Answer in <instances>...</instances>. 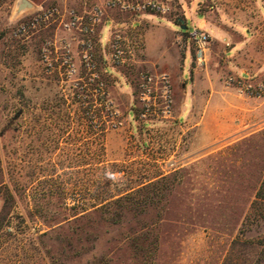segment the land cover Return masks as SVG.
Instances as JSON below:
<instances>
[{"label":"rangeland","instance_id":"1","mask_svg":"<svg viewBox=\"0 0 264 264\" xmlns=\"http://www.w3.org/2000/svg\"><path fill=\"white\" fill-rule=\"evenodd\" d=\"M28 1L19 10V0H0V264H222L237 236L260 241L262 222L240 232L264 180V122H236L240 131L194 152L201 124L180 119L190 32L221 41L197 13L201 0ZM149 1L167 13L122 9ZM50 10L58 13L22 31ZM160 74L170 78L168 113L167 90L153 85L154 100L141 86L142 75ZM222 80L264 98V73ZM163 176L167 189L150 205L116 202ZM261 248L243 251L246 264Z\"/></svg>","mask_w":264,"mask_h":264},{"label":"crops","instance_id":"2","mask_svg":"<svg viewBox=\"0 0 264 264\" xmlns=\"http://www.w3.org/2000/svg\"><path fill=\"white\" fill-rule=\"evenodd\" d=\"M197 13L222 42L210 34L208 62L192 63L193 80L184 91L183 105L187 97L190 103L185 104L186 117L181 113L180 119L201 124L190 143L194 152L240 131L233 127L236 122L238 127L264 122V98L241 95L222 80L227 75L257 79L264 73V0H201Z\"/></svg>","mask_w":264,"mask_h":264},{"label":"built area","instance_id":"3","mask_svg":"<svg viewBox=\"0 0 264 264\" xmlns=\"http://www.w3.org/2000/svg\"><path fill=\"white\" fill-rule=\"evenodd\" d=\"M109 5L116 6L117 4L114 2V0H112ZM122 9L125 11H136V10L156 11V12H161L163 14L167 13L168 11V8H166L165 6L151 1L137 5L124 4L122 5ZM55 11L56 10H50L44 12L39 19H35L34 21H31L28 24L23 25L22 31L26 32V29L28 28H36V25L39 24L40 20L43 22L49 21L50 18H52L56 13H58L57 11L56 12ZM102 15H103V10H101L100 8L95 9L93 16L89 17L86 26L82 30L88 34L93 33L95 25H98L101 22L100 16ZM79 19H83V18H76V20ZM73 24L74 23H72V25ZM190 36L194 43V49H195L193 62L196 64V66H205L206 63L208 62V55L211 51V39H212L211 35L205 31H200L194 28L190 32ZM113 49L115 51L114 60L121 63L125 62L124 51L122 50V46L119 40L115 41V45H113ZM47 52L48 51L45 49L43 54V58L45 61H48L49 59ZM140 79H141V86L142 88L145 89L144 95L148 99H151V97H153V99L156 100L158 97V95H155L154 93L155 89H157V86H153V85H162V87L167 90V94L162 95V97L164 98L165 101L167 113L170 112V107H171L170 104L172 103V100H171V96L168 94L170 88L169 75L167 74H160L157 76L142 75ZM262 87L263 86H260L259 89L260 90L263 89ZM246 88L251 89L252 86L248 85Z\"/></svg>","mask_w":264,"mask_h":264},{"label":"trees","instance_id":"4","mask_svg":"<svg viewBox=\"0 0 264 264\" xmlns=\"http://www.w3.org/2000/svg\"><path fill=\"white\" fill-rule=\"evenodd\" d=\"M105 95H107V92H105ZM167 180L168 177L163 176L156 182L149 183L136 189L134 192H132V194L128 193L127 195L119 197L116 202L122 203L127 198H131L135 206H146L147 204L150 205L152 200L154 199V196H160L162 192L167 189ZM261 222L264 226V180L262 181L256 193L254 201L251 203L249 213L246 215L242 223L243 228L241 229L240 234H244V228L246 229L254 223ZM154 224L155 222L143 226L141 237L136 239L139 243L142 242L141 240L143 237H145L146 239L148 238L150 231H152L150 228L153 227ZM258 244L260 247H262V250L260 251V254H258L257 257L251 261L252 263L250 264H264V235L263 238H261L258 242L250 239L245 240L237 236L231 242V251L222 264H246L247 260H245L244 258L243 251L247 249H254L255 245ZM139 247L144 250V246H142L141 244L139 245ZM140 248H138V251H141Z\"/></svg>","mask_w":264,"mask_h":264},{"label":"water","instance_id":"5","mask_svg":"<svg viewBox=\"0 0 264 264\" xmlns=\"http://www.w3.org/2000/svg\"><path fill=\"white\" fill-rule=\"evenodd\" d=\"M17 7L19 8V10H25L31 8L32 4L28 0H19V2L17 3Z\"/></svg>","mask_w":264,"mask_h":264},{"label":"flooded vegetation","instance_id":"6","mask_svg":"<svg viewBox=\"0 0 264 264\" xmlns=\"http://www.w3.org/2000/svg\"><path fill=\"white\" fill-rule=\"evenodd\" d=\"M84 122H85V125H84V127H86L87 129H88V118H86V117H82L81 118Z\"/></svg>","mask_w":264,"mask_h":264}]
</instances>
